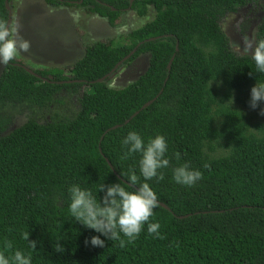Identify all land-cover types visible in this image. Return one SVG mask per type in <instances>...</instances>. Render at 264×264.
I'll list each match as a JSON object with an SVG mask.
<instances>
[{"label": "trees", "instance_id": "trees-1", "mask_svg": "<svg viewBox=\"0 0 264 264\" xmlns=\"http://www.w3.org/2000/svg\"><path fill=\"white\" fill-rule=\"evenodd\" d=\"M46 1L84 8L111 27L128 11L145 18L152 8L156 17L131 32L125 44L88 46L68 70L33 75L13 60L5 65L0 253L11 257L20 250L31 255L32 264H264V122L252 125L232 102L235 96L252 110L248 95L256 82L264 83V73L257 72L252 57L233 51L222 28L228 16L256 0ZM0 21H9L6 0H0ZM262 39L264 18L256 43ZM135 50L116 72L146 56L148 69L135 83L122 89L109 88L110 79L97 83ZM27 111L28 122L9 132L15 117ZM131 131L145 144L157 135L166 138L169 166L160 170L163 180H144L140 153L125 156L122 141ZM185 164L202 173L192 187L173 179L174 169ZM133 173L135 185L127 181ZM119 182L128 191L143 183L154 190L159 207L152 222L160 223L164 239H153L145 225L123 248L113 241L104 248L85 246L100 234L71 216L69 188L80 185L102 201L99 187ZM25 233L37 241L36 250ZM5 241L12 247L6 249ZM57 242L63 253L54 251Z\"/></svg>", "mask_w": 264, "mask_h": 264}, {"label": "rangeland", "instance_id": "rangeland-1", "mask_svg": "<svg viewBox=\"0 0 264 264\" xmlns=\"http://www.w3.org/2000/svg\"><path fill=\"white\" fill-rule=\"evenodd\" d=\"M10 8L11 25L17 29V38L29 43V50L18 51L13 61L32 72L42 69L68 70L84 58L88 46L108 41H115L117 45L125 44V39L131 32L142 28L156 17L152 8L145 18L128 11L122 14L115 27H111L107 20L90 14L84 8L55 7L45 0H13ZM263 18L264 0H256V4L224 20L222 28L237 55L252 57L251 50L245 47V38L255 46L257 27ZM148 63V58L144 56L123 68L110 78L108 87L122 89L135 83L147 71ZM5 69V65H0V76ZM84 90L89 91L90 88ZM248 96L251 97V94ZM232 102L236 109L244 110L252 125L264 122V116L260 115L264 111V103L256 109L248 110L243 104L236 102L235 96ZM56 111L60 113L59 110ZM37 113L36 111L35 114ZM30 116L31 112L28 111L16 116L9 132L25 125Z\"/></svg>", "mask_w": 264, "mask_h": 264}, {"label": "clouds", "instance_id": "clouds-1", "mask_svg": "<svg viewBox=\"0 0 264 264\" xmlns=\"http://www.w3.org/2000/svg\"><path fill=\"white\" fill-rule=\"evenodd\" d=\"M16 32L17 29L14 26L0 21V65H7L17 56L18 51L27 52L29 50V43L18 39ZM245 47L252 52L257 72L264 73V39L254 46L252 41L245 38ZM249 75L251 77L252 73ZM250 103L253 109L264 103V83L256 82L252 87ZM260 115L264 116V111ZM122 145L126 148L125 156L141 154L139 171L145 181L154 178L164 179L160 170L169 166V160L165 158L168 143L163 135L150 138L145 144L139 133L131 131L123 139ZM177 159H179V154H177ZM173 179L181 186L192 187L202 179V173L190 170L189 166L185 164L174 169ZM127 181L135 185L137 175L131 174ZM124 184L126 183H115L107 187L106 190L105 186L101 185L98 191L105 193L102 201L91 190L84 189L80 185L74 184L69 188L71 216L85 228L100 234L91 237L90 241L86 239L85 246L90 243L92 247L104 248L106 241H113L118 242L119 246L123 248L139 238L145 225H147V233L153 239L165 238L160 231V223L152 222L154 210L159 207L154 190L148 183H143L135 191H128ZM101 236L106 239H101ZM29 237L30 234H23V239L28 241L30 248L36 250L37 241H30ZM11 247V242L5 241V248ZM54 251L63 253L65 248L57 242ZM0 264H32V257L25 255L20 250H16L11 257L0 253Z\"/></svg>", "mask_w": 264, "mask_h": 264}, {"label": "water", "instance_id": "water-1", "mask_svg": "<svg viewBox=\"0 0 264 264\" xmlns=\"http://www.w3.org/2000/svg\"><path fill=\"white\" fill-rule=\"evenodd\" d=\"M135 0H131V3H133ZM6 9L9 11V21H8V23L11 25V23H12V12H11V8H10V2H9V0H6ZM136 53V50L135 51H133L126 59H124L122 62H120L117 66H116V68L112 71V73L110 74V75H108L107 77H105L104 79H101V80H99L97 83H103L104 81H106L107 79H110L117 71H118V69L125 63V62H127L134 54ZM173 60H174V58L172 59V61L170 62V64H169V70H171V68H172V64H173ZM26 71L27 72H29L30 74H33L34 75V73L33 72H31L30 70H28V69H26ZM155 101H152V102H150V103H148L147 104V106H150V105H152L153 103H154ZM136 115H138V114H136ZM135 115V116H136ZM134 116V117H135ZM133 117V118H134ZM115 129H117V128H114V130ZM162 205V204H161ZM165 209H168V207L167 206H165V205H162Z\"/></svg>", "mask_w": 264, "mask_h": 264}, {"label": "flooded vegetation", "instance_id": "flooded-vegetation-1", "mask_svg": "<svg viewBox=\"0 0 264 264\" xmlns=\"http://www.w3.org/2000/svg\"><path fill=\"white\" fill-rule=\"evenodd\" d=\"M46 1V0H45ZM47 2V1H46ZM48 3V2H47ZM49 4V3H48ZM51 5V4H50ZM53 6V5H52ZM244 10V9H243ZM242 11V10H241ZM238 14V13H237ZM262 21V20H261ZM260 24V23H259Z\"/></svg>", "mask_w": 264, "mask_h": 264}]
</instances>
